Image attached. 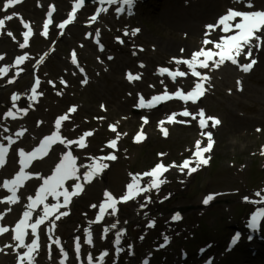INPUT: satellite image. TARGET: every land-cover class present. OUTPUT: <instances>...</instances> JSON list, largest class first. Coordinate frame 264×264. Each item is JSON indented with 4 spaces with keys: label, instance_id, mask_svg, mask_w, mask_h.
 <instances>
[{
    "label": "rangeland",
    "instance_id": "374dc122",
    "mask_svg": "<svg viewBox=\"0 0 264 264\" xmlns=\"http://www.w3.org/2000/svg\"><path fill=\"white\" fill-rule=\"evenodd\" d=\"M73 1L66 6L63 15L51 16L54 19L52 29L56 30L58 22L66 15ZM134 1L147 11V5L158 0ZM5 2L6 0H0V19L13 13L17 15L11 20H5L0 27V56H3L0 68L8 66L7 73L0 75V143L7 147L6 137H11L15 142L9 147L4 165L0 167V184L5 179L14 178L19 171V150L31 153L46 136L56 131L55 122L60 116H66L60 123V138L65 142L76 143L66 146L57 140L51 143L46 155L31 160L25 171L32 178L25 180L23 186L18 188L19 201L0 203V214H4L3 219H0V227H7L12 231V226H15L25 211L24 206L29 203L28 196L35 197L43 183L35 174L42 177L51 175L62 154L71 150L72 155L77 158V167L92 163V158L100 155L116 156L114 161H99L107 163L108 167L90 183L83 181L86 169L79 168L83 191L72 196L66 207L56 209L50 219L44 222L43 229L37 231L39 248L34 264H61L62 260L64 264H88L89 254L93 257L92 264H99L98 258L103 252H107L103 257V264H144L145 261L147 264H207L208 260L212 261L211 264H264V220L255 240L248 242L247 238V223L257 211L249 212L264 208V122L259 121L260 117L240 104L225 101L216 93L211 80L207 85V98L192 108L195 114L203 105L207 115L221 120L213 129L216 146L207 153L208 163H201L195 173L189 175L191 167L181 172L180 161L192 156L196 150V142L200 141V147H204L205 140L201 139L203 130H199L196 136L192 127V124L197 123L196 118L180 117L181 123L172 126L162 125L160 119L172 110L178 113L179 109L189 106L173 102L164 104L159 109L140 110L139 113H135V108L139 95L148 98L163 90L174 91L183 85L168 78L165 73L168 79L164 77L166 81L159 80V69L168 67L177 70L185 65L176 64V59L189 61L191 57L178 54L175 50L169 53L170 56L173 55L170 60L157 53L152 44L150 50L144 52L145 45L140 41L135 45L136 50L140 51L133 58L123 48L125 36L118 31L106 40L105 37L101 39L99 32L97 43L96 33L101 27L83 35L96 44L95 51H91L93 49L88 47L89 42H83L78 31L86 26V21L97 7L95 3H87L92 6L88 18H85L83 24H79L81 28L75 24L61 37L58 31L56 34H48L40 27L42 22H47L48 5L55 4L59 7V0H21L3 11ZM41 5L45 14L38 16L37 9ZM118 5L119 2L114 4L115 11ZM262 8L263 6L253 11ZM123 15L136 16V11L131 14L126 11ZM25 25L32 27L35 35L28 38V44L22 49L19 45L24 42ZM151 25L155 24L143 20L132 31L146 30L155 39H165L168 36L179 39L178 41L186 39L181 29L163 28L162 25L151 28ZM143 26L146 28H142ZM103 27L108 30L104 24ZM139 33L141 32L137 34ZM206 39L211 41L210 37H204V42ZM206 48L216 50L212 45ZM74 52L77 56L75 62ZM19 56H26V59L17 65L16 58ZM119 56L129 66L122 69L121 74H116L118 62L109 57L117 59ZM199 58L201 56L197 60ZM112 65L115 66L113 69ZM138 66L143 68L141 73L145 85L128 83L132 81L128 79L129 74L132 77L135 74L141 75L134 71ZM216 70L218 69L213 64L204 72L212 77ZM36 79L40 81L39 86L35 84ZM85 79L87 82L83 83ZM10 80L12 83H9ZM195 84L196 81L182 87ZM33 87H36L35 99L29 100ZM14 95L19 97L15 102L12 100ZM230 96L237 100L236 96ZM73 108L74 111L71 110ZM10 110L15 119L5 118ZM142 115L150 119V124L145 126L146 139L138 143L135 141V134L144 126L140 122ZM18 133L22 135H17ZM85 133L91 134L85 136ZM82 137L85 147H80L78 143ZM113 140L116 141L115 148L110 146ZM157 164L175 165L171 166L165 177L160 178L166 183L161 184L159 190L152 188L134 200L119 202L116 216L106 214L102 221L92 223L89 228V222L96 220L106 190L119 200L127 191L126 185L131 182L130 173L142 176ZM191 166L195 168L196 164ZM150 179L151 177H143L141 187H145ZM76 182L74 179L66 181L65 187L69 192ZM257 193L260 195L257 196ZM210 194L214 199L204 204V199ZM10 195L9 190L0 187V200H5ZM60 199L62 204L63 197ZM45 202L52 204L54 200L48 197ZM92 205L97 207L93 208ZM190 205L194 206L192 210L179 212L180 207ZM107 211L111 212V209ZM63 212L67 215L56 220L55 217ZM177 212L181 219L173 220L172 217ZM41 213L42 208L33 216L32 222ZM52 220H55V226L49 239L47 232ZM117 221V228L111 229L105 236L104 229ZM151 224L154 226L149 227ZM238 229L242 231L244 240L236 248L230 249L228 241ZM86 230L91 232V245L86 242ZM118 231H122L123 235L120 244L116 245L114 241ZM76 237H79V253L75 247ZM57 238L59 246L54 243ZM26 243H31V239ZM0 244L1 254L10 252L5 236ZM61 247L67 253L66 258L62 256ZM118 247L121 249L119 252ZM25 250L19 251L23 253ZM11 252L13 254L9 256V260L5 262L1 259L0 264L18 262L17 251Z\"/></svg>",
    "mask_w": 264,
    "mask_h": 264
},
{
    "label": "snow or ice",
    "instance_id": "6c2138e0",
    "mask_svg": "<svg viewBox=\"0 0 264 264\" xmlns=\"http://www.w3.org/2000/svg\"><path fill=\"white\" fill-rule=\"evenodd\" d=\"M21 0H6V2L3 5V11H7L11 6L20 3ZM84 0H79V4L76 5L73 9V13L70 14L69 19L63 21L59 27L61 29L64 28L66 24H68L72 20V16L75 13V8L79 7L82 5ZM118 2H121V0H99V4L103 5L105 3L108 4H117ZM122 3L125 5L131 6L134 3V0H122ZM248 7H252L251 3L249 2ZM101 11H107L106 8H99L97 9V15ZM117 12H123L124 8L120 7L116 9ZM14 15H17L13 13V15L5 16L3 19H0V27H2L5 23V20H11ZM48 17L51 18L52 16V10L50 9L49 12L47 13ZM239 17L241 18L239 22H236L233 24L234 21H236V18ZM95 16L92 17L93 20H95ZM50 22L47 21L45 23V30L48 27V23ZM223 26V32L227 33L232 31L233 27L237 30L235 35L227 36L221 39L220 43L216 44V47L221 49L219 55V60L215 61L214 66H219L225 62V60H230L233 64H237L238 61L236 59L237 56L241 54L243 51L244 47H248V57L251 56L252 54V38L255 37L257 42L261 41V36L256 35V33L261 32L262 29H264V11H253V12H246V11H237L234 9H228L227 13L225 15H222L219 17L218 21L215 24H208L206 25V28L211 31L214 28H217L219 26ZM27 27V25H25ZM140 29H134L131 33V35L135 36ZM29 31H26L23 33L24 36V42L19 45L20 48H25L26 45L28 44V36H29ZM9 35H12L11 33H8ZM127 31L125 32V35H127ZM207 35V33H206ZM97 36V43H99V31L96 33ZM123 43V41H121ZM209 43V41L206 39L205 44ZM257 47L259 46V43L256 45ZM101 50H103V46H101ZM183 51V49L181 50ZM214 53L212 51H204L201 49L200 51H197L193 53L191 60L185 61L189 65V67L192 69L193 75L195 76H200V73L195 70V64L197 62V58L200 56H204L207 59H211L213 57ZM3 59V56H0V60ZM26 59V56H19L16 58V64H20L22 61ZM111 59V57H109ZM175 59V58H174ZM41 60H43V57H41ZM73 62H75V54H73ZM179 63V61H177ZM257 63L255 59H252L250 63H244L240 64V68L244 72H249L252 70L253 66ZM200 66L203 68L209 67L208 63L205 61L200 62ZM81 72H83V69H80ZM8 71V66H5L3 68H0V75L6 74ZM159 72L161 75H163L165 72H169L167 68H161L159 69ZM17 75H19V72H17ZM169 75L172 76V79H176V75L179 76H184L185 73L183 72H178V73H171L169 72ZM139 77H136L138 79ZM128 79L132 80L133 77L131 74L128 75ZM203 79H208V77H203ZM63 83V81H61ZM83 83H86L87 80L85 79L82 81ZM9 83H12L10 80ZM51 83V82H50ZM163 83V81H161ZM238 84L240 83L239 81L237 82ZM36 86H39L40 81L39 79L35 80ZM242 90V89H241ZM32 95L29 96V100H34L35 99V94H36V87H33L31 89ZM204 88L202 83H196L195 87L193 88L192 91L188 92L187 95H183L180 92L175 93L176 96H179L181 99H183L185 102L188 100H191L193 103H196L199 97L204 95ZM171 98V97H169ZM19 97L14 95L12 97L13 102L18 100ZM164 99L163 96H153L151 101L145 103L144 98L141 96L140 97V103L137 105V107H148L152 108L155 106L156 103H159ZM74 111L75 109H71ZM176 113H173L169 119H173L175 117ZM183 116H189L190 113L185 110L183 113H181ZM199 116L201 117L199 123L200 127L203 129L206 127V121L203 119L205 116V112L203 109L199 111ZM12 117L15 119V115L13 111H8L5 114V118ZM196 117L193 116V119ZM66 116H60L56 122V131L53 132L51 135L46 136L43 141L40 143L38 147H36L31 153H25L23 149L19 150V155L21 159L19 160V163L21 165L19 171L16 173L14 178L12 179H5L2 184H0V187H3L11 192V195L6 197L5 200H0V203L8 202V203H17L19 201V197L17 196V190L19 187L23 186V183L25 180L32 178L31 174L26 173L25 169L29 166L30 162L32 159L37 158V157H42L43 155H46L49 146L51 143L59 140L60 143L70 145L72 143H76L74 141H67L65 142L63 139L60 138L59 136V129H60V123L62 120H65ZM208 120H214L213 127L218 125L220 121L217 118L214 117H208ZM145 123H147V120L145 119ZM114 130V129H113ZM91 133H85L84 135H90ZM167 134V133H165ZM205 133L202 132V135ZM17 135H22V133H18ZM208 137V144L207 147L204 149H201L200 147V141L196 142V151L193 153V156L197 158V164L195 168H191L189 170V175L191 173L197 171V169L201 166V163L207 164L208 161L206 159H203L202 157V152L209 151L212 146H213V140H212V134L211 132L206 133ZM5 139L8 140V146L6 147L4 144L0 143V167H3L4 162H5V157L6 153L9 150V147L11 146L12 143L15 141L12 140L11 137H6ZM80 147H85V144L83 142V137L80 139L78 142ZM110 146L112 148H115L116 146V141L113 140L110 142ZM104 159H111L115 160L116 157L114 155H110L107 157H94L92 158V163L90 164H81L79 167H77V158L72 155L71 150H69L66 154H62V158L60 162L55 166L53 172L51 175L48 177H42L40 174H35L36 178L42 179L43 183L42 185L38 188L35 197L33 196H28V201L29 203L26 204L25 211L22 213V217L18 220V222L14 226V236L13 239L17 241L15 244L14 248L17 251V258H18V264H34L35 261V254L38 253V234L37 230L41 224H43L45 221L49 220L52 214L56 209L59 207H66L68 203L70 202V198L74 195H78L81 191H83V185L80 183L81 176L78 174L79 173V168H85L86 171L83 173V181L85 183H90L92 179L100 174L103 169H106L108 167L107 163H100V160ZM171 166H175L174 164ZM169 166V167H171ZM189 166V161L185 160L183 164L180 166V171L183 172L185 168ZM162 171H167V168L164 167L163 164H157L151 171L149 172H144L141 176V174H129L131 176V182L126 185L127 191L123 196L117 200L111 192L105 191L104 192V201L99 205V212L98 215L96 216V220L93 222H89V228L91 227L92 223L100 222L102 221L103 217L108 214L112 216H116V213L118 211L117 209V204L119 202H127L129 199L135 198L136 195L142 192H147L150 191L152 188H156L159 190V186L163 183H166L165 180L159 179V174ZM143 177H151L150 181L147 183L145 187H141V179ZM76 180L77 182L72 185V191L69 192L67 188L65 187L66 181L69 180ZM260 193H257V196H259ZM48 197H52V199L55 201V203L48 204L45 201L48 199ZM61 197H63V203L61 204ZM214 199V196L212 194L208 195L203 203L208 204L211 200ZM247 199V198H245ZM43 205L42 208V213L38 214V218L32 222L29 223V221L32 218L33 212L37 209L38 206ZM91 207L96 208L97 205H92ZM111 209V212H108L107 210ZM10 210V209H9ZM4 214H0V219H3ZM62 215H67L66 212L60 213L55 217L56 220L60 219V216ZM264 217V208L259 209L256 214L252 216L251 220V227L256 228L258 220ZM173 220H180L181 216L177 212L173 217ZM119 222L117 221L116 223H112L110 226L106 227L104 229V235L106 236L107 232H109L111 229H116L117 224ZM55 226V220L51 221V226L48 227V236L49 239H51L53 230ZM154 226V224L149 225V227ZM30 228L33 239L31 240V243H26L25 242V237L27 235L26 230ZM9 229L7 227H0V234L8 232ZM123 235L122 231H118L116 233V238L114 243L116 245L120 244V239L121 236ZM86 242L91 245L92 244V239H91V232L86 230ZM239 238V233L236 234V237L233 239V243L236 242V240ZM76 251L79 253L80 250V244H79V237H76ZM165 240L167 241V237H165ZM54 243H56L58 246L60 244L59 239L57 238ZM163 246V245H162ZM50 248V245H49ZM20 249H26L21 253L19 250ZM121 249L118 247L117 251L119 252ZM60 251L62 253V256L64 258L67 257V253L64 252V249L61 247ZM107 255V252H103L101 256L98 258L99 264H103V257ZM88 264H92L93 262V257L91 254L88 255L87 257ZM61 264H64V261H61ZM144 264H147V261L144 262Z\"/></svg>",
    "mask_w": 264,
    "mask_h": 264
},
{
    "label": "bare ground",
    "instance_id": "6f19581e",
    "mask_svg": "<svg viewBox=\"0 0 264 264\" xmlns=\"http://www.w3.org/2000/svg\"><path fill=\"white\" fill-rule=\"evenodd\" d=\"M70 2L71 0H59V7L57 8V10H55V14L58 16L63 15L66 6L70 4ZM93 2L98 6L100 5L97 1ZM249 2L251 3L252 7L247 6ZM120 4L121 2H119V5ZM91 6V4H86L83 6L82 10L78 13V17L74 24H83V22L85 21V16L90 13ZM147 6H149V10L146 11L143 6L134 1L131 6L128 5L125 11L127 10V12L130 14L133 11H136V16L126 17L114 10V4H107L106 6H104L107 11H102L101 13L102 20L99 23H96L93 27L85 26L81 28L79 25L78 28L81 29H79L78 31V36H81V40L83 42H89L88 47L92 48L93 50L91 51L94 52L96 49V44L92 40L83 37V35L87 31L95 30L101 27L97 31L100 32L101 39L102 37H105V40L109 37L111 38V34L118 31L120 32V34L125 36V45L123 46V48L127 49V51L132 55L133 58H136L134 54L140 51L138 49L136 50L135 47V45L140 41L145 45V48L143 49L144 52L150 50V45L152 44L154 50L157 53L159 52V54H162L165 58L167 56V59L170 60H172L173 56L169 55L171 51L177 50L178 54L192 58L193 53L200 51L202 48L207 47L208 45H212L217 51V56L214 62L211 63L212 65L220 58L218 55V53H220L219 48L216 47V44L220 43L221 39L230 32H223L222 25L209 31L206 28V25L215 24L218 21L219 17L225 15L230 8L234 10L249 12V10H254L260 6H264V0H158L157 2H153ZM37 10L39 12L38 16L45 14L42 5L39 6ZM103 12H105V15H103ZM143 20L147 21L150 24L151 22H153L155 25H157H151V28H158L160 25H162L163 28L172 27L181 29L186 35V39L185 41H178L179 39H174L171 36H168L165 39H155L154 36H151V34H148V32L143 29L140 30L141 33L136 34L135 36L131 35L132 28H135V26ZM234 23H236V21H234L233 24ZM103 24L107 27L108 30L103 29ZM44 26L45 23L42 22L40 27L45 29ZM142 28L146 27L143 26ZM47 30L51 34L57 33V30L52 29L49 24ZM126 31L128 33L127 35H125ZM259 36H261L263 40L261 42H257L256 39L252 40V54L250 57H248L247 55L248 47L245 46L241 54L236 57L238 63L233 64L225 60L223 64L216 66L218 70H216L212 74L211 80L212 83H214V87H216V93L220 97L225 99V101L231 100L232 103H237V105L240 104V106H243L245 109L251 110L256 115H258L260 117L259 121L264 122V32H261ZM204 37L211 38L210 44H205L203 40ZM130 42L131 46H129ZM257 43H259L258 47L256 46ZM182 49L183 51H181ZM252 59H255L257 61V63L253 66L252 71L250 73L242 71L239 65L250 63ZM110 60L118 62V69L116 68V74H119L122 69H124L126 66H129L125 63V59H122L120 56L117 59L111 57ZM113 67L115 66L112 65L111 69H113ZM142 69L143 68L141 66H138L134 71L136 73H141L143 72ZM136 75L139 78H133L132 81H129L128 83H134L135 86H138L140 84L143 85L144 82L142 80V73L140 76L138 74ZM164 77L166 76L160 74L158 79L166 81V78ZM188 79H191L189 75L183 78L177 76L175 80L178 81V84H186ZM238 81L240 82L239 84L237 83ZM231 94L236 96L237 100L231 97ZM225 95H228V97H226ZM241 95L242 98L240 97ZM138 108L145 110L148 107ZM192 127H194L197 136L198 131L201 128L200 125L194 124ZM23 208L24 207H22V209ZM40 208H43V205L37 207V209ZM33 214H35V212H33ZM29 223L31 222L29 221ZM43 226L44 223L41 224L40 228L43 229ZM86 226L87 225H84V227ZM26 232L27 235L25 237V241H28L29 238L32 240L33 235L31 229L28 228ZM13 233L14 232L9 229V231L5 235L6 239H8L9 242L8 246L10 252H4L2 254L0 253V260L4 259L5 262L8 261L9 256L13 254L11 252L12 250L16 252L14 246L17 241L13 239ZM4 234L5 233L0 234V240L3 238Z\"/></svg>",
    "mask_w": 264,
    "mask_h": 264
},
{
    "label": "water",
    "instance_id": "95a60500",
    "mask_svg": "<svg viewBox=\"0 0 264 264\" xmlns=\"http://www.w3.org/2000/svg\"><path fill=\"white\" fill-rule=\"evenodd\" d=\"M190 208H191V207H186V208H184V209H186V210H187V209H190Z\"/></svg>",
    "mask_w": 264,
    "mask_h": 264
},
{
    "label": "clouds",
    "instance_id": "9594fccd",
    "mask_svg": "<svg viewBox=\"0 0 264 264\" xmlns=\"http://www.w3.org/2000/svg\"><path fill=\"white\" fill-rule=\"evenodd\" d=\"M175 215V214H174Z\"/></svg>",
    "mask_w": 264,
    "mask_h": 264
}]
</instances>
